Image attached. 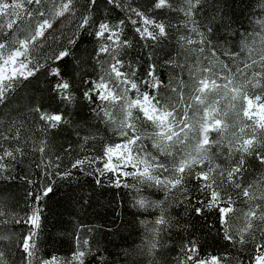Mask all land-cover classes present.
Masks as SVG:
<instances>
[{
    "label": "snow or ice",
    "instance_id": "1",
    "mask_svg": "<svg viewBox=\"0 0 264 264\" xmlns=\"http://www.w3.org/2000/svg\"><path fill=\"white\" fill-rule=\"evenodd\" d=\"M255 7L249 31L233 28L229 0H0V264H264V173L248 180L264 169V0ZM165 10L175 23L159 18ZM173 30L175 53L164 50ZM89 38L95 46L83 48ZM85 107L116 137L99 151ZM230 112L242 125L231 136ZM62 131L91 151L58 143ZM62 184L85 213L106 188L113 200L130 193L134 215L151 217L138 221L140 243L121 236V252L101 247L91 234L120 235L114 218L81 224L70 257L44 255L46 201ZM206 213L218 217L224 252L206 254L195 238L191 216ZM174 229L188 235L169 257Z\"/></svg>",
    "mask_w": 264,
    "mask_h": 264
},
{
    "label": "trees",
    "instance_id": "2",
    "mask_svg": "<svg viewBox=\"0 0 264 264\" xmlns=\"http://www.w3.org/2000/svg\"><path fill=\"white\" fill-rule=\"evenodd\" d=\"M138 3H144V0H137ZM229 4L231 5L232 9L235 11V16L231 17L234 20L233 28H240L241 25H244L246 28L251 31V26L248 25L247 20L249 18V12H256L258 11L255 7V0H253V6L249 7L248 0H229ZM100 14H107L106 9L104 8L103 4H101L99 9ZM113 17V21L117 18V14L115 12L111 13ZM167 17L168 19L172 20L173 23L176 22V17L171 15L167 10H165L161 15L160 19H164ZM119 18H122L119 17ZM65 29L67 30L68 34L72 32V26L70 24L69 18H64L62 21ZM59 27V23H58ZM131 25H128L126 28V38L135 40V33L131 30ZM59 34V33H58ZM93 43L85 42L82 44L83 48L91 49L95 46L94 38ZM166 52H173L176 51V39H175V31L173 30V34L171 39L166 42V46L164 49ZM142 49L137 46L135 51L132 53L133 58L135 57L136 53L141 52ZM209 53H205L204 56H209ZM160 64L158 65V75L162 74V78L165 81V85L167 86L169 80H173V73L172 70L166 67H163V60L166 59L163 53H160ZM144 59H147L145 55ZM206 63V61H205ZM144 68H141V72L143 73ZM183 79L185 83L189 85L188 88L185 89V95H189L191 92L190 88V80L187 75V72L184 73ZM42 82V81H41ZM34 85L36 81L32 82ZM161 93L164 95L165 99H168L172 94L167 87L161 89ZM38 95V93H37ZM195 108V107H194ZM75 111V110H71ZM81 117L87 116V125L90 127L86 128V132H91L97 135V141H95V145L97 151L102 147L103 143L108 142L111 140L115 142L116 137L112 136L111 132L106 131L105 125L97 120L94 115L89 114L88 108L85 107L83 111L80 113ZM76 119L77 117H73ZM233 124L232 129L229 132V136H231L232 132H238V126L240 125L235 119H232L230 124ZM99 125V127H95ZM242 127V126H241ZM148 131H151L149 128ZM85 133H82V135ZM58 143H66L71 142L73 147L77 150V152H81V154H87L88 151H91V146L86 147L85 150L81 151L79 147V140L75 135L69 137V132L62 131L60 136L57 138ZM67 163V159L65 160ZM264 173V169L257 168L253 176L248 177V180L251 181L254 179L255 175ZM79 180H90L92 178L80 175ZM131 183L132 181L129 180ZM99 192L100 189H97ZM105 194L103 196H97L96 200L99 201L98 204H94L92 208H89L87 213L82 212L79 206H74L70 204L67 200V185L62 184L60 185L50 196L48 197L46 204L47 209L44 213L46 219L44 221L43 229L41 230L40 240H41V249L44 255L47 254H55L60 257H70L71 252L75 248V240H76V231L80 228V225L83 224L84 228H95L98 229L101 225L107 224L112 219H117V225L120 227V235H105L103 232H93L91 236H95L98 240H100L101 247H108L110 251L116 253L121 252L125 247V243L121 240V236L128 237V243L131 241H135L138 245L141 240L140 233L143 232L144 226L139 224V219L147 218L151 219V217H139L134 215L139 210L133 208L131 206V199L130 193L128 195L123 196H115L113 200L114 193L116 192L115 189L106 188L104 190ZM120 192L128 193V189H121ZM19 194L23 195V188L20 189ZM197 195H199L197 193ZM112 201L111 203L109 201ZM237 208L242 207L239 203L236 205ZM176 211H179L177 209ZM115 213V215H114ZM206 219L204 218H197L196 216H191V219L195 221L196 231H195V238L203 245L202 251L206 254H217L224 252L226 242L217 235V228H218V217L215 214H208L206 213ZM209 224L213 227L211 228V232H209V228L205 225ZM16 232H20V228L14 229ZM115 228H113V231ZM174 238L169 243V248L167 254L169 257L175 256L178 253L180 245L183 243L184 238L187 237V233L183 232L179 229H174ZM178 233V234H176ZM91 236L89 238H91ZM108 241H113L114 243L109 244ZM174 249V250H173ZM233 254H235V250H232ZM117 261L120 260V257H115Z\"/></svg>",
    "mask_w": 264,
    "mask_h": 264
},
{
    "label": "rangeland",
    "instance_id": "3",
    "mask_svg": "<svg viewBox=\"0 0 264 264\" xmlns=\"http://www.w3.org/2000/svg\"><path fill=\"white\" fill-rule=\"evenodd\" d=\"M65 18H68V17H65ZM58 34V33H57ZM48 35L50 36V35H52V33H48ZM209 102H211L212 100H215V99H217V95L215 94V93H213V94H211L210 96H209ZM193 112H195L196 111V108H194L193 110H192ZM235 117V119H237V117H236V115L234 114V113H232V112H230L229 113V117L227 118L228 119V123L230 124V122L232 121V119ZM239 123V122H238ZM240 124V123H239ZM232 127H233V124L231 123L230 124ZM238 126V128L239 127H241L242 125L240 124V125H237ZM232 127L230 128V130L232 129ZM229 130V132H231Z\"/></svg>",
    "mask_w": 264,
    "mask_h": 264
}]
</instances>
